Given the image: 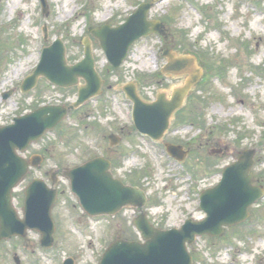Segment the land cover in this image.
<instances>
[{
  "label": "rangeland",
  "instance_id": "1",
  "mask_svg": "<svg viewBox=\"0 0 264 264\" xmlns=\"http://www.w3.org/2000/svg\"><path fill=\"white\" fill-rule=\"evenodd\" d=\"M151 1L47 0V16L40 0L0 1V126L37 106L76 101L78 87L58 88L44 78L29 93L20 92L43 48L56 40L64 43L68 63L74 65L84 58L83 43L90 37L96 69L106 80L103 97L87 102L78 114H70L58 130L47 133L24 155L41 153L46 160L13 193L21 216L25 191L33 179L51 185L53 171L74 168L102 155L119 160L116 177L147 192L151 203L145 210L163 229L181 227L187 219H204L200 193L217 185L224 169L246 150L254 154L253 184L264 188V0H161L149 18L165 25L168 45L157 34L142 38L131 47L124 64L113 71L88 30L108 22L122 24L141 3ZM165 46L198 56L200 68L207 64L211 71L208 74L206 66L205 85L195 87L190 101L174 116L173 123L181 124L163 141L190 150L182 163L171 158L163 145L136 133L132 104L122 92L123 86L134 82L143 99L155 100L162 93L170 97L172 89L183 84L185 78L160 73L166 64ZM11 90L15 93L4 100L3 95ZM93 124L99 127L94 129ZM120 126H124L122 134ZM112 134L121 136V141L111 148L108 136ZM219 150L222 153H213ZM58 188L54 247L42 248L41 235L30 231L24 238L0 243V264H15L16 257L21 264H63L71 257L76 264H98L116 237L140 238L133 223L137 209L93 218L83 211L66 178H60ZM189 250L193 264H264V198L251 206L246 222L228 228L222 237H199Z\"/></svg>",
  "mask_w": 264,
  "mask_h": 264
},
{
  "label": "water",
  "instance_id": "2",
  "mask_svg": "<svg viewBox=\"0 0 264 264\" xmlns=\"http://www.w3.org/2000/svg\"><path fill=\"white\" fill-rule=\"evenodd\" d=\"M158 1L142 3L118 27L105 25L90 30L115 69L123 64L130 48L139 39L155 33L168 39L165 25L160 20L149 19V12ZM41 2L44 13L48 15L47 1ZM84 45V59L69 65L63 42L56 41L44 49L35 71L21 85L22 92L28 93L37 86L41 77L61 88L79 85L82 79L85 85L80 87L78 99L72 106L45 105L14 118L10 125L0 127V241L14 236L25 237L29 230H35L42 236V247L48 249L54 245L56 227L53 208L58 196L56 173L52 176V188L39 178L28 186L23 218L13 205V191L28 175L30 168L38 167L44 160L40 155L27 160L20 153L26 152L31 144L60 124L70 110L79 108L100 94L102 81L95 68L93 49L89 40ZM163 56L167 59L163 69L165 75L187 77L181 87L174 89L171 99L160 94L155 102L145 103L134 85L124 88L134 103L133 118L137 129L156 140L164 136L173 115L183 107L203 75L195 56L178 55L171 49H166ZM13 93H5L4 100ZM110 139L112 145L119 142L115 136ZM167 150L178 160L187 155L181 146L167 144ZM253 155L249 150L243 152L237 162L224 170L221 182L202 193L201 209L207 214L204 220H187L180 229L172 230H161L151 224L143 211L147 204L146 193L116 179L111 172L110 161L103 157L66 170L63 176L70 181L72 192L90 216L115 215L125 207L141 211L134 224L145 243L117 238L104 253L100 264H192L187 244H193L197 236L223 235L227 227L247 220L251 205L264 197V189L253 186ZM16 262L20 264L18 257ZM64 264H75V260L67 259Z\"/></svg>",
  "mask_w": 264,
  "mask_h": 264
},
{
  "label": "flooded vegetation",
  "instance_id": "3",
  "mask_svg": "<svg viewBox=\"0 0 264 264\" xmlns=\"http://www.w3.org/2000/svg\"><path fill=\"white\" fill-rule=\"evenodd\" d=\"M100 76H101V78L103 79L104 78V76L102 75V74H100ZM104 80V79H103ZM105 81V80H104ZM82 84L84 83V82H81ZM138 88V87H137ZM100 97H103V95L102 96H100ZM169 97V96H168ZM143 100H145L146 102H152L153 100H149V99H143ZM87 118L88 119H90V114L88 113L87 114ZM91 120V119H90ZM94 127V126H93ZM94 129H95V127H94ZM119 132L122 134V133H124V126H120L119 128ZM121 137V136H120ZM111 147V146H110ZM112 148V147H111ZM111 148H109V149H111ZM47 151V150H46ZM117 158V157H116ZM134 240H139V239H134Z\"/></svg>",
  "mask_w": 264,
  "mask_h": 264
},
{
  "label": "trees",
  "instance_id": "4",
  "mask_svg": "<svg viewBox=\"0 0 264 264\" xmlns=\"http://www.w3.org/2000/svg\"><path fill=\"white\" fill-rule=\"evenodd\" d=\"M205 60H206V61H205ZM203 62H205L204 64H206V63H208V60H207V59H204ZM206 66H207V72H208V74H210L211 71H209V66H208L207 64H206ZM210 69H211V67H210ZM211 70H212V69H211ZM206 79H207V78H206ZM206 79L204 80V83L206 82ZM204 83H203V84H204ZM191 98H192V96L189 98V101H190ZM189 103H190V102H189Z\"/></svg>",
  "mask_w": 264,
  "mask_h": 264
}]
</instances>
